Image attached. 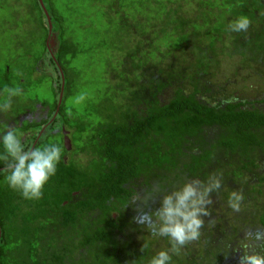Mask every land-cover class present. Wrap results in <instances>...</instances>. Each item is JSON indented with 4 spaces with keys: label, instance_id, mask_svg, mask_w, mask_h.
I'll return each mask as SVG.
<instances>
[{
    "label": "trees",
    "instance_id": "trees-1",
    "mask_svg": "<svg viewBox=\"0 0 264 264\" xmlns=\"http://www.w3.org/2000/svg\"><path fill=\"white\" fill-rule=\"evenodd\" d=\"M2 1L10 0H0V8ZM12 2L27 11L42 30V40L28 75L24 63L22 74L13 75L8 66L0 73V105L8 99L5 87L21 89L11 98L10 109L0 111V137L14 128L25 150L56 144L62 152L40 199H26L9 187L0 161V264H150L171 244L139 225L132 231L146 235L123 241L131 227V197L156 184L162 196L187 181L207 182L212 175L220 177L222 187L211 194L201 237L179 255L170 253V264H238L247 243L245 231L264 228V111L231 94L202 102L198 85L219 84L216 73H210V67L219 65L213 58L224 62L240 57L245 73L256 70L257 62L264 67V0H69L64 5L43 0L53 25L54 58L39 1ZM71 2L79 11L91 2L106 23V37L98 33L96 40L89 36L80 43L66 38L74 22ZM241 16L251 20L249 29L231 31L229 25ZM228 43L231 54L225 53ZM83 44L87 51L80 49ZM91 50L105 51L111 62L106 65L112 68L104 75L115 73L120 80L117 87L103 83L93 110L82 113L68 105L80 75L74 60ZM190 56L201 69L193 77L185 67ZM46 59L45 65L58 73L52 98L31 99L30 85L45 80L36 73L43 71L39 62ZM54 59L66 92L57 117L38 138L57 111L62 76ZM187 80L193 85L189 91ZM176 82L174 97L163 104L157 95ZM64 132L70 133L69 151ZM4 151L0 142V154ZM248 174L252 182L244 181ZM233 191L243 196L239 212L228 206ZM256 251L264 254V249Z\"/></svg>",
    "mask_w": 264,
    "mask_h": 264
},
{
    "label": "rangeland",
    "instance_id": "rangeland-1",
    "mask_svg": "<svg viewBox=\"0 0 264 264\" xmlns=\"http://www.w3.org/2000/svg\"><path fill=\"white\" fill-rule=\"evenodd\" d=\"M65 2H68L69 4V0H61L60 5H64ZM72 5L73 10L71 12L73 13L74 22L67 27L68 29L65 34L66 38L70 37L80 43L86 42L85 40L89 39V36L92 41L96 40L95 38L98 33L102 34L103 37H106V23L103 22L102 16L98 14V9H94V5H92L91 2H86V8L80 11L73 2H71L70 6ZM1 7L0 73L8 66L13 71V75L16 73L22 74L23 70L21 69V65L23 66L24 63V67H26L25 74L28 75L31 72V69L28 67L33 66L34 64L32 57L39 50V46L41 44L42 30L39 29L33 20H30L31 17L27 14V11L20 9L16 3L12 2V0L8 2L2 1ZM33 42L36 44L34 45L37 48L36 51V48L29 46V44H32ZM228 44L229 46L225 49V53L231 54L233 50L231 44ZM83 46L84 44L80 47V49H82V51H87L88 46ZM27 52H29L28 55H26ZM89 53L90 54L82 53V55L77 56V59L74 60L75 70L80 75L75 88V95L68 103V105L75 108L77 112L82 113L88 111L90 108L93 110L94 104L100 99L98 89H101L103 83L111 82L113 86L117 87L120 80L118 75L115 73L109 76L104 75V71L107 68H112V66L106 65L111 62L108 60V55H106L105 51L101 53L96 50H91ZM190 57L191 58H187L185 67H187L189 71L188 77H193L194 74L200 73L201 69L198 70L199 68L196 66L195 60L197 58H193V56ZM239 59L241 58L236 57L232 60L229 59L223 62V58H213L214 63H219V65H217V69L210 67V73H216L217 76L215 77L218 78L217 83L219 84L214 87L206 86V88H204L203 85H198V88L201 90V93L199 94L202 95L201 100L202 102L212 103L215 99L231 94V97L237 98V100L250 101L255 104L256 108L264 111V104L261 103L262 100L264 101V76L262 75L264 67H262V63L257 62L253 64V67L256 70L245 73L239 65ZM121 60L126 61V58H121ZM128 62L130 63V61ZM45 63L46 65L49 63L48 59L44 62L43 60L39 62V68L43 71L36 73L39 77L41 76L40 78L44 77L43 79L45 80L38 86H35L34 84L30 85L29 96L31 99L41 100L52 98V89L54 88V81H56L58 73L54 70L53 66H46ZM167 64L168 62L162 65L167 66ZM128 66L130 65L128 64ZM237 71H239V73ZM235 75L239 77L236 81H233L236 77ZM189 80L184 82L186 86H188H185L186 91H189L193 87ZM177 85L178 82L172 86L170 85L157 95L163 104L168 103L174 97L179 88ZM64 92H66V90ZM28 98V95H25L24 100H22L24 101V104H26L25 102L28 101ZM25 117H27V115H25ZM25 120L26 119H23V121ZM249 178L248 174L244 181L252 182V179ZM140 191L143 190L141 189ZM127 212H129V217L130 214L132 217L136 214L131 205ZM129 221L131 223V227L127 228L125 231V234H127L123 238L125 243L127 242V237L129 235L133 237L134 241H139L142 238L141 234L146 235V231L141 232V234H135L134 231H132V226L138 225L131 218ZM189 244L193 245V242Z\"/></svg>",
    "mask_w": 264,
    "mask_h": 264
},
{
    "label": "clouds",
    "instance_id": "clouds-1",
    "mask_svg": "<svg viewBox=\"0 0 264 264\" xmlns=\"http://www.w3.org/2000/svg\"><path fill=\"white\" fill-rule=\"evenodd\" d=\"M251 20L247 16L237 18L229 25L233 32H247ZM8 99L0 105V111L7 112L11 107V98L20 95L21 89H4ZM0 142L4 146V154L0 161L5 163L3 171L5 179L13 190L29 200L40 199L43 189L52 176L56 174L57 164L61 158V148L56 144H48L25 150L24 145L14 128H9ZM222 187L220 177L212 175L207 182L198 179L185 182L180 188L160 195L158 184L150 189L137 191L130 199L136 213L132 220L153 237H165L171 248L158 251L150 260V264H170V253L179 255L181 249L189 243L198 241L204 227L203 217L210 216L208 206L213 203L211 194L219 192ZM243 196L238 191L230 193L228 206L239 212ZM159 203V207L152 205ZM214 223V221H213ZM243 251L238 257V264H264V254L256 251L264 249V228L248 229L244 233ZM145 245L142 246V251ZM239 252L240 249H234Z\"/></svg>",
    "mask_w": 264,
    "mask_h": 264
},
{
    "label": "water",
    "instance_id": "water-1",
    "mask_svg": "<svg viewBox=\"0 0 264 264\" xmlns=\"http://www.w3.org/2000/svg\"><path fill=\"white\" fill-rule=\"evenodd\" d=\"M39 1V4L41 6V8L43 9L44 13H45V16H46V19H47V23H48V28H49V35H48V41H47V46H48V50L50 52V55L52 56V58H54V54L52 52V49L50 47V44L52 43L51 41V37L53 35V25H52V21H51V18L49 16V13L44 5V2L43 0H38ZM55 60V59H54ZM55 63L58 65V63L56 62L55 60ZM58 69L60 70V73H61V76H62V87H61V91H60V95H59V100H58V105H57V111H56V114L55 116L53 117L52 121H54V119L57 117L58 115V112L60 110V107L62 105V101H63V97H64V90H65V78H64V75H63V71L61 69V67L58 65ZM45 130V129H44ZM43 130V131H44ZM43 131H41L40 135L38 136V138H40L43 134ZM64 143H65V147L66 149L69 151L71 149V141L70 139L68 138V136H65L64 138ZM1 172V170H0Z\"/></svg>",
    "mask_w": 264,
    "mask_h": 264
},
{
    "label": "flooded vegetation",
    "instance_id": "flooded-vegetation-1",
    "mask_svg": "<svg viewBox=\"0 0 264 264\" xmlns=\"http://www.w3.org/2000/svg\"><path fill=\"white\" fill-rule=\"evenodd\" d=\"M51 47V46H50ZM37 114V113H36ZM23 120V119H22ZM53 123V121L51 120V121H49V123L48 124H46L44 127H43V129L41 130V131H43L44 129V131H43V133L46 131V130H48L49 129V126L51 125ZM14 125H15V123H14ZM41 133V132H40ZM40 135V134H39ZM64 136H68V138L70 137V133L69 132H64ZM24 137V140H26V135H24L23 136ZM37 143V142H36ZM36 143H35V145H36ZM34 145V146H35ZM72 149V148H71ZM70 149V150H71Z\"/></svg>",
    "mask_w": 264,
    "mask_h": 264
}]
</instances>
